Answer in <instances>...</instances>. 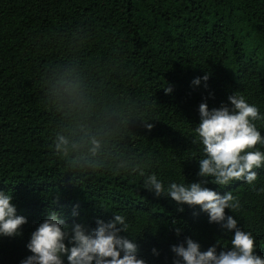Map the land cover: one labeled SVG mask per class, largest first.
<instances>
[{
    "label": "trees",
    "instance_id": "1",
    "mask_svg": "<svg viewBox=\"0 0 264 264\" xmlns=\"http://www.w3.org/2000/svg\"><path fill=\"white\" fill-rule=\"evenodd\" d=\"M70 61L87 77L85 118L115 109L154 125L149 130L134 118L117 137L125 158L166 188L199 182L203 145L192 143L199 105L219 107L236 92L264 117V0H0V191L12 194L17 215L27 218L22 235L0 236V264L31 255V233L51 210L90 228L97 218L124 215L149 264H174L171 245L187 237L202 250L218 241V251L230 247L234 230L209 223L199 206L178 211L171 198L145 189L138 171L118 169L110 158L96 170L71 169L55 152L56 134L70 118L49 101L45 79L50 67ZM254 123L264 137V119ZM252 150L264 152V145ZM253 170L252 184L221 187L208 178L205 186L238 198L240 207L226 213L256 237L264 257V164Z\"/></svg>",
    "mask_w": 264,
    "mask_h": 264
},
{
    "label": "clouds",
    "instance_id": "2",
    "mask_svg": "<svg viewBox=\"0 0 264 264\" xmlns=\"http://www.w3.org/2000/svg\"><path fill=\"white\" fill-rule=\"evenodd\" d=\"M209 79L208 74L202 78ZM201 78L193 82L199 84ZM47 96L57 111L63 114L62 123L54 142L55 152L66 159L71 169H92L102 167L106 159H112L118 169L138 171L144 177L143 187L156 197L165 196L175 201L178 211L183 205L199 206L208 214L209 223L220 224L233 231L231 246L218 251V245L202 250L199 242L191 237L171 245L174 264H264V257L256 252V237L244 231L238 220L226 213H234L240 207L239 200L231 191L224 194L205 186L208 178L221 187L233 180H246L252 184L257 179L253 169L264 164V152L252 150L256 145H264V137L254 121L264 119L256 105L236 92L228 97V103L209 108L208 103L199 105L200 122L194 128L193 144L203 145L204 157L199 159V182L170 183L167 188L155 173L145 175L143 167L133 165L117 149L115 141L126 130L131 129L132 120L144 121L147 129L154 126L149 120L125 111L112 109L101 119L89 121L84 111L89 100V85L86 74L78 61L50 67L46 73ZM173 91L165 87V93ZM12 194L0 191V236L22 235V226L27 218L17 215ZM77 213L74 212V215ZM181 228H176L179 236ZM31 255L21 264H64L67 256L69 264H149L140 255L137 238L129 235V223L122 214L114 213L110 219L97 218L96 226L90 228L82 223L69 225L61 213L51 210L49 215L31 233L26 245ZM159 255L157 249H153Z\"/></svg>",
    "mask_w": 264,
    "mask_h": 264
}]
</instances>
